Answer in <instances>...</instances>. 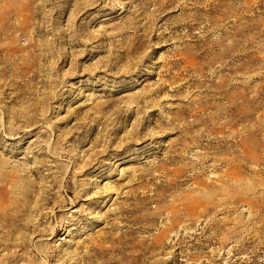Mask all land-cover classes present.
<instances>
[{
	"label": "rangeland",
	"instance_id": "374dc122",
	"mask_svg": "<svg viewBox=\"0 0 264 264\" xmlns=\"http://www.w3.org/2000/svg\"><path fill=\"white\" fill-rule=\"evenodd\" d=\"M1 29L0 264H264V0H0Z\"/></svg>",
	"mask_w": 264,
	"mask_h": 264
},
{
	"label": "bare ground",
	"instance_id": "6f19581e",
	"mask_svg": "<svg viewBox=\"0 0 264 264\" xmlns=\"http://www.w3.org/2000/svg\"><path fill=\"white\" fill-rule=\"evenodd\" d=\"M166 4H167V2H166ZM13 28H12V30H15V31H22V24H19V25H17V26H12ZM5 27H3L2 29H4ZM2 29L0 30V35H1V33H3V31H2ZM11 30V28H8V29H6L5 31L8 33L9 31ZM11 33V32H10ZM28 44V43H27ZM30 45V44H29ZM20 48V47H19ZM6 51L9 53L8 54V56H10L11 54H12V51H14L13 49H6ZM3 52V51H2ZM25 52H27V51H25ZM0 53H1V51H0ZM24 53V52H23ZM31 54H32V51H31ZM15 55V54H14ZM28 55V54H27ZM5 57V56H4ZM7 57V56H6ZM22 57V56H21ZM20 57V58H21ZM12 58V57H11ZM4 60V59H3ZM12 60V59H11ZM21 60V59H20ZM7 62V66L6 67H8V69L10 70V68H16V66H14V64H13V62H10V61H8V60H5V63ZM24 62V61H23ZM0 63H2L1 62V55H0ZM21 66H22V64H21ZM27 69V68H26ZM3 70V69H2ZM13 70V69H12ZM7 71V70H6ZM4 72V71H3ZM8 72V71H7ZM14 72V71H13ZM24 72V71H23ZM30 72V71H29ZM18 73V72H17ZM20 73V72H19ZM25 73V72H24ZM11 74V73H10ZM5 75V74H4ZM12 75V74H11ZM15 76H16V74H15ZM18 77V76H17ZM8 78V77H7ZM23 85V84H22ZM195 203V202H194ZM197 203V202H196ZM193 204V203H192ZM191 204V205H192ZM196 205V204H195ZM186 208V213L187 214H189V212L191 211L192 212V209H191V207L192 206H189L188 204L187 205H184ZM197 206V205H196ZM196 208V207H195ZM197 208H198V206H197ZM3 215L5 214V213H2ZM171 226V225H170Z\"/></svg>",
	"mask_w": 264,
	"mask_h": 264
}]
</instances>
